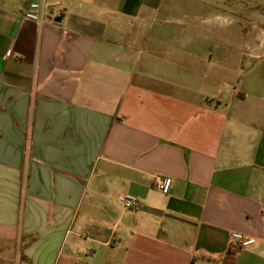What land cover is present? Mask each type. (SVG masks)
I'll list each match as a JSON object with an SVG mask.
<instances>
[{
  "label": "crops",
  "instance_id": "obj_1",
  "mask_svg": "<svg viewBox=\"0 0 264 264\" xmlns=\"http://www.w3.org/2000/svg\"><path fill=\"white\" fill-rule=\"evenodd\" d=\"M220 3L0 0V264H264V27Z\"/></svg>",
  "mask_w": 264,
  "mask_h": 264
},
{
  "label": "rangeland",
  "instance_id": "obj_2",
  "mask_svg": "<svg viewBox=\"0 0 264 264\" xmlns=\"http://www.w3.org/2000/svg\"><path fill=\"white\" fill-rule=\"evenodd\" d=\"M218 7L224 17L217 22L221 23L219 26L223 29L221 44L229 47L259 43L262 37L256 36L254 24L258 22L264 27V19L257 21L254 13L259 10L264 14V0H221ZM199 17L194 21L195 29L203 28Z\"/></svg>",
  "mask_w": 264,
  "mask_h": 264
},
{
  "label": "built area",
  "instance_id": "obj_3",
  "mask_svg": "<svg viewBox=\"0 0 264 264\" xmlns=\"http://www.w3.org/2000/svg\"><path fill=\"white\" fill-rule=\"evenodd\" d=\"M45 6L40 3H32L25 14L27 20L37 22L39 24L44 23L43 13L45 11ZM62 13H55L56 19L61 18ZM171 178H158L156 182V188L163 192L169 193L172 187ZM122 206L129 210H136L139 208V200L132 195L122 196L119 199ZM256 243V240L250 238L242 233H232L230 237V249L232 251H241L253 246Z\"/></svg>",
  "mask_w": 264,
  "mask_h": 264
}]
</instances>
